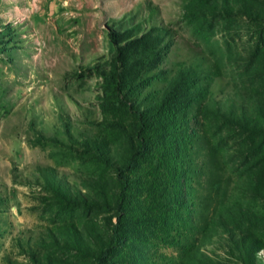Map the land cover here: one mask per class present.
I'll list each match as a JSON object with an SVG mask.
<instances>
[{"label": "rangeland", "instance_id": "obj_1", "mask_svg": "<svg viewBox=\"0 0 264 264\" xmlns=\"http://www.w3.org/2000/svg\"><path fill=\"white\" fill-rule=\"evenodd\" d=\"M0 264H264V0H0Z\"/></svg>", "mask_w": 264, "mask_h": 264}, {"label": "trees", "instance_id": "obj_2", "mask_svg": "<svg viewBox=\"0 0 264 264\" xmlns=\"http://www.w3.org/2000/svg\"><path fill=\"white\" fill-rule=\"evenodd\" d=\"M142 41H143L142 39H139V40L133 41L129 45H125V48L123 49L122 52H124V54L127 53V51L130 48L138 46ZM117 60L118 61H116V63H117L118 76L116 78H114L113 80H110L109 87L106 88V91L110 92L109 90L114 89L115 92H112V93H115V96L118 98V101H122L123 96L121 93L124 91V88H125V76H124V73L122 71L123 59L118 58ZM140 116H142L141 119L144 120V115L141 114Z\"/></svg>", "mask_w": 264, "mask_h": 264}]
</instances>
